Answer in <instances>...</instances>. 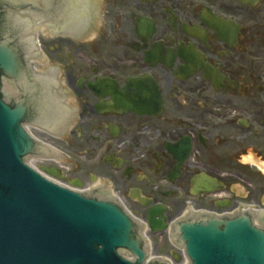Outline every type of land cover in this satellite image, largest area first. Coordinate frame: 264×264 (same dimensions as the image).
I'll list each match as a JSON object with an SVG mask.
<instances>
[{"label":"flooded vegetation","instance_id":"af4514ba","mask_svg":"<svg viewBox=\"0 0 264 264\" xmlns=\"http://www.w3.org/2000/svg\"><path fill=\"white\" fill-rule=\"evenodd\" d=\"M75 2L71 32L50 37L59 60L43 50L46 69L72 98L74 139L128 202L145 211L137 190L176 207L206 197L192 193L208 177L230 205V176L264 188V0Z\"/></svg>","mask_w":264,"mask_h":264},{"label":"water","instance_id":"95a60500","mask_svg":"<svg viewBox=\"0 0 264 264\" xmlns=\"http://www.w3.org/2000/svg\"><path fill=\"white\" fill-rule=\"evenodd\" d=\"M56 2L0 0V12L6 7L38 15L51 10ZM4 19L0 16V264H144L147 256L137 227L115 203L61 188L26 166L28 157L46 156L48 151L31 139L22 125L44 122L55 128L65 108L57 112L62 118L45 109L51 87L27 69L21 56L29 44L17 42L21 29ZM5 82L12 87L15 84V91L21 93L10 105ZM135 87L133 82L122 96L131 94L132 88L136 91ZM114 98L121 103L119 96ZM51 99L57 102L53 96ZM51 160L70 158L56 152ZM43 172L64 180L55 168ZM71 186L79 188L81 184L73 181ZM216 187L208 181L206 191ZM165 211L161 206L148 209L152 232L166 229ZM259 222L264 227V214ZM173 233L191 264H264V231L252 226L248 214L230 220H190L175 224ZM119 253H128L134 261L124 260ZM172 257L178 260L176 255Z\"/></svg>","mask_w":264,"mask_h":264},{"label":"rangeland","instance_id":"374dc122","mask_svg":"<svg viewBox=\"0 0 264 264\" xmlns=\"http://www.w3.org/2000/svg\"><path fill=\"white\" fill-rule=\"evenodd\" d=\"M45 29L38 28L36 31L37 38L39 43L41 44V49L47 50L50 56L49 65H54L53 62H57L59 60L58 56H56V51L54 46L58 44L59 39H50L49 36L44 35ZM53 49H51V48ZM63 48V47H62ZM57 49V47H56ZM67 49L64 47L63 50ZM81 58L83 56H80ZM35 69L38 71H43L45 67L44 61H38L34 63ZM65 83L67 81L65 80ZM70 103L72 104V98L68 97ZM35 136L43 139L49 143H51L55 148L64 152L65 158H70L68 161H62L61 164H51V166L57 167L64 175H67V178L64 183L69 184L68 180L79 179L82 182V187L86 188L92 184V178L96 179H107L108 176L103 172L102 168H97V166L101 165L99 159L95 158L97 156L91 154V149L88 147L80 146L74 139L72 131L66 136L64 135L61 139H54L48 136L42 135L40 133H34ZM36 166H39L38 163H35ZM102 167V166H101ZM105 171V170H104ZM236 176H230L229 180L235 186L234 190L237 194H240L238 197H242L245 201H252L255 199L259 201L260 195H263L264 199V188L261 186V182L254 178L249 180L248 176H239V178H235ZM109 179V178H108ZM110 181V179H109ZM108 181V182H109ZM111 182V183H110ZM110 185L114 194H118L120 196H124L123 191L120 187H118L115 182L110 181ZM205 196L201 199L203 200ZM126 201V200H125ZM129 206V209L135 212L137 215L142 216V210L126 201ZM167 205L170 206V201H165ZM181 206V205H180ZM180 208V207H179ZM176 209V208H175ZM172 206H170L169 214L167 218L170 220L175 217L177 214H180L179 210H175ZM149 241L152 247V255L155 257L166 258L170 256L171 251H175L171 244L169 243V239L167 234L159 233L155 235L147 234ZM176 252V251H175Z\"/></svg>","mask_w":264,"mask_h":264},{"label":"bare ground","instance_id":"6f19581e","mask_svg":"<svg viewBox=\"0 0 264 264\" xmlns=\"http://www.w3.org/2000/svg\"><path fill=\"white\" fill-rule=\"evenodd\" d=\"M38 28H41V29H43L44 28V26L43 27H40V26H37ZM45 29V28H44ZM45 31H46V29H45ZM45 31H44V35H46L45 34ZM47 36V35H46ZM36 61H38V59L36 60ZM65 158V157H64ZM50 161H51V157H50V159H49ZM56 163H58V164H61L62 163V161L61 162H56ZM93 185H95V186H97V185H101V181H97L95 184H93ZM177 209H178V206L176 207ZM184 264H185V262H184Z\"/></svg>","mask_w":264,"mask_h":264}]
</instances>
